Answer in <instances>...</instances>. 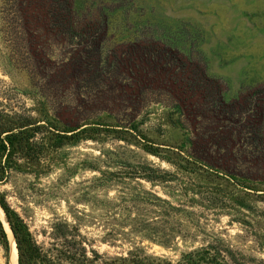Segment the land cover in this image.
Here are the masks:
<instances>
[{
	"label": "rangeland",
	"instance_id": "1",
	"mask_svg": "<svg viewBox=\"0 0 264 264\" xmlns=\"http://www.w3.org/2000/svg\"><path fill=\"white\" fill-rule=\"evenodd\" d=\"M156 53V66L140 57ZM235 99L247 103L231 121L215 117ZM0 103L87 129L0 185L39 240L53 217L83 213L110 257L140 246L177 260L220 238L264 264V0H0ZM214 133L208 155L225 171L188 155L191 137ZM145 164L167 181L121 176ZM146 194L176 210L133 199ZM155 231L168 247L141 239ZM9 254L0 246V264Z\"/></svg>",
	"mask_w": 264,
	"mask_h": 264
},
{
	"label": "trees",
	"instance_id": "2",
	"mask_svg": "<svg viewBox=\"0 0 264 264\" xmlns=\"http://www.w3.org/2000/svg\"><path fill=\"white\" fill-rule=\"evenodd\" d=\"M140 57L143 63H148L151 67L167 59L162 53H156L155 58L145 55ZM246 103L245 99L242 101L235 99L230 104L222 102L221 107L218 106L219 110L215 117L220 118L222 111H227L228 115L221 118L231 121L232 111L236 108H243ZM257 112L260 117L262 114H260V109ZM47 117L37 118L26 110H16L8 104L0 103V185L6 184L12 173L37 175L44 169V162L49 152L58 150L71 141L77 142L84 139L80 136L86 133L87 129L82 128V125H72L70 121L65 122L58 115H53L50 119ZM247 124L250 125L251 120L248 119ZM251 133L253 132L249 135ZM217 134L214 133L208 138L191 137L188 155L202 165L225 171L223 159L217 160L208 155V143L216 144L220 141ZM222 140L223 142L228 141L227 139ZM226 152L230 153V149ZM166 174L163 170L145 164L136 172L122 173L121 176L153 183L167 181ZM133 199L147 206L158 207L163 217L169 216L172 211L176 210L166 200L150 194L133 197ZM0 208L14 239L16 264H249L251 262L220 238L194 248L188 253L179 254L180 257L177 260L147 254L140 246L128 250L125 256L110 257L94 249V241L86 237L77 223L81 216H85L83 213L72 215L75 223L68 222L63 217H53L47 227L40 231L41 239L39 240L8 205L1 193ZM155 232L156 236L141 234V239L145 238L149 242L168 247L170 236L162 231ZM8 237L9 233L0 219V246L9 254L11 241ZM112 237H116V234ZM112 237L109 242H105L109 246H114Z\"/></svg>",
	"mask_w": 264,
	"mask_h": 264
},
{
	"label": "bare ground",
	"instance_id": "3",
	"mask_svg": "<svg viewBox=\"0 0 264 264\" xmlns=\"http://www.w3.org/2000/svg\"><path fill=\"white\" fill-rule=\"evenodd\" d=\"M0 219L7 226L5 217H4L1 209H0ZM6 229H7L8 233H9V237H10V241H11V251H10V254H9V263L8 264H16V252H14L15 251V249H14V243L12 241L11 234H10V232L8 230V227Z\"/></svg>",
	"mask_w": 264,
	"mask_h": 264
},
{
	"label": "water",
	"instance_id": "4",
	"mask_svg": "<svg viewBox=\"0 0 264 264\" xmlns=\"http://www.w3.org/2000/svg\"><path fill=\"white\" fill-rule=\"evenodd\" d=\"M0 209H1V208H0ZM1 210H2V209H1ZM2 213H3V211H2ZM3 215H4V213H3ZM4 217H5V216H4ZM5 220H6V218H5ZM6 224H7L8 230H9V232H10V234H11V231H10V229H9V226H8L7 221H6ZM11 238H12V241H13V243H14V239H13L12 234H11ZM14 246H15V243H14Z\"/></svg>",
	"mask_w": 264,
	"mask_h": 264
}]
</instances>
